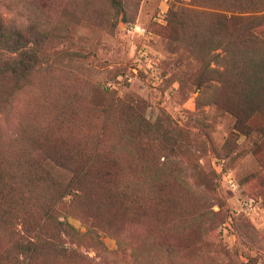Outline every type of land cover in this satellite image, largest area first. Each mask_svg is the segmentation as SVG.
Masks as SVG:
<instances>
[{"label": "rangeland", "instance_id": "rangeland-1", "mask_svg": "<svg viewBox=\"0 0 264 264\" xmlns=\"http://www.w3.org/2000/svg\"><path fill=\"white\" fill-rule=\"evenodd\" d=\"M0 17L41 58L20 86L1 62L0 161L65 186L85 167L93 190L58 204L79 234L40 261L264 264V0H0ZM16 237L0 220V255Z\"/></svg>", "mask_w": 264, "mask_h": 264}, {"label": "trees", "instance_id": "trees-1", "mask_svg": "<svg viewBox=\"0 0 264 264\" xmlns=\"http://www.w3.org/2000/svg\"><path fill=\"white\" fill-rule=\"evenodd\" d=\"M36 45L30 36L6 26L0 17V68L5 58V71L2 72L16 81L14 86L27 81L39 64L41 58L35 50ZM18 162L0 161V220L19 240L14 247L17 256L12 257L10 252L1 254L0 264H44L39 259L41 253L59 248L62 234L71 237L79 234L66 219H57L58 204L67 195L79 200L93 190L80 176L85 167L78 169V176L65 186L39 169L36 162L26 165ZM123 197L128 198L125 193ZM86 218L93 221L90 216ZM63 250L68 251L64 247Z\"/></svg>", "mask_w": 264, "mask_h": 264}, {"label": "built area", "instance_id": "built-area-1", "mask_svg": "<svg viewBox=\"0 0 264 264\" xmlns=\"http://www.w3.org/2000/svg\"><path fill=\"white\" fill-rule=\"evenodd\" d=\"M136 32H138L141 35H145V30H142L140 27H135ZM230 185L232 186V188H236V185L234 184V182L231 180L230 181Z\"/></svg>", "mask_w": 264, "mask_h": 264}]
</instances>
